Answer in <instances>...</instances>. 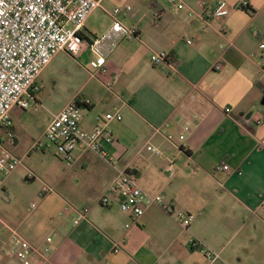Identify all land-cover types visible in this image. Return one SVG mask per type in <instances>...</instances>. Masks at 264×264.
Here are the masks:
<instances>
[{"label": "crops", "instance_id": "1", "mask_svg": "<svg viewBox=\"0 0 264 264\" xmlns=\"http://www.w3.org/2000/svg\"><path fill=\"white\" fill-rule=\"evenodd\" d=\"M116 1L131 7L122 22L139 37L121 42L106 63L103 77L123 97L106 90L111 97L91 104L85 126L122 113V122L109 125L114 142L107 149L117 162L87 153L74 165L91 167L98 180L108 174L106 190L119 171H133L171 212L155 206L134 223L117 204L100 205L104 192L75 226L81 210L52 194L24 221L9 225L32 244L49 247L47 262L34 264H264V65L250 57L264 41V0ZM222 1L229 15L211 16ZM163 52L171 65L154 67L151 55ZM62 54L69 55L59 53L38 84ZM13 127L14 144H4L16 155ZM223 164L228 171H217ZM188 214L194 218H184L185 227L179 216ZM7 237L0 225V246ZM204 251L219 259L211 263Z\"/></svg>", "mask_w": 264, "mask_h": 264}, {"label": "built area", "instance_id": "2", "mask_svg": "<svg viewBox=\"0 0 264 264\" xmlns=\"http://www.w3.org/2000/svg\"><path fill=\"white\" fill-rule=\"evenodd\" d=\"M104 1L0 0V190L4 188L6 178L23 165V160L5 146L2 136L11 143L15 141L12 112L15 108L21 111L30 108L29 98L35 99L39 77L55 57L61 52L78 57L84 50L89 49L97 56L91 62L94 75H104L108 58L121 42L139 37L137 28L127 27L122 22V17L131 11V7H117L109 12L103 8ZM166 2L171 6L178 5L177 0ZM246 6L247 3H244L242 7ZM99 9L108 13L112 19V27L101 38L86 43L81 35L84 25ZM229 13L227 2L222 1L216 4L210 15L225 18ZM187 43L191 44V41L188 40ZM257 56L264 65V41L260 42L258 52L250 55L251 58ZM151 64L154 67L171 65L170 54L153 53ZM215 69L220 70L221 65H216ZM119 79L120 74H116L114 81ZM90 108L91 102L87 99H74L54 115L45 131V137L68 167L77 162L76 152L94 153L110 165L114 164L104 145L113 144L114 135L109 125L122 122L123 115L119 111L109 112L98 117L97 124L88 129L85 126V114ZM257 123L260 124L261 121L258 120ZM33 147H40V143L34 144ZM148 150L160 154L152 147H148ZM228 169L229 167L223 164L217 171ZM53 193L54 188L43 185L39 195L46 198ZM114 204L129 215L134 223L155 206H162L166 212H171L170 205L163 206L164 199L161 195L144 190L136 174L126 169L118 172L100 199V205L105 208ZM88 213V209L81 210L74 221L75 226L85 220ZM179 218L186 227L184 218L194 217L188 214L180 215ZM0 225L8 232V237L0 246V264H34L37 259L42 263L47 262V256L51 253L48 246L42 249L32 244L18 229L7 224L1 217ZM52 241L53 238L48 237L46 244ZM115 252H118V248ZM205 255L211 263L219 259L218 254L210 251L205 252Z\"/></svg>", "mask_w": 264, "mask_h": 264}, {"label": "rangeland", "instance_id": "3", "mask_svg": "<svg viewBox=\"0 0 264 264\" xmlns=\"http://www.w3.org/2000/svg\"><path fill=\"white\" fill-rule=\"evenodd\" d=\"M129 1L131 5L138 4V0ZM104 7L108 11L115 7L121 8L116 0H106ZM124 18L127 20L128 16ZM111 23L107 12L97 10L86 24L89 34H84L83 39L87 43L101 38L109 32ZM96 58V54L90 50L81 57L62 54L42 76L35 99L29 98L30 108L18 113L12 112V122L18 133L15 153L23 160V165L6 178L4 188L0 190V217L8 224L15 225L24 221L42 205L44 199L40 198L39 193L43 185L54 188L52 197L62 196L67 207L80 210H89V202L107 192L110 179L108 174L98 180L91 167H68L45 137V131L54 115L75 95V99H87L98 106L100 101L105 102L111 97L106 90L120 94L106 77L94 75L91 62ZM120 95L123 97V94ZM2 139L9 142L4 136ZM37 143H40V147L34 148ZM104 149L117 162L107 145H104ZM81 154L82 152H76L75 157L78 158Z\"/></svg>", "mask_w": 264, "mask_h": 264}, {"label": "trees", "instance_id": "4", "mask_svg": "<svg viewBox=\"0 0 264 264\" xmlns=\"http://www.w3.org/2000/svg\"><path fill=\"white\" fill-rule=\"evenodd\" d=\"M81 35L83 36V34L81 33ZM78 100H80L79 98H77ZM91 109V108H90ZM130 172H133V171H130Z\"/></svg>", "mask_w": 264, "mask_h": 264}]
</instances>
